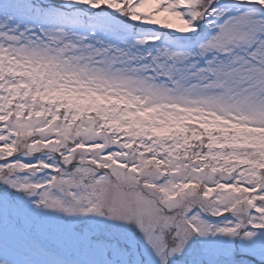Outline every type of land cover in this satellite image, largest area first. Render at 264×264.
<instances>
[{"label": "snow or ice", "instance_id": "1", "mask_svg": "<svg viewBox=\"0 0 264 264\" xmlns=\"http://www.w3.org/2000/svg\"><path fill=\"white\" fill-rule=\"evenodd\" d=\"M0 264H264V0H0Z\"/></svg>", "mask_w": 264, "mask_h": 264}]
</instances>
